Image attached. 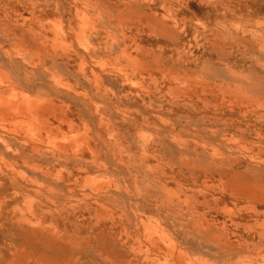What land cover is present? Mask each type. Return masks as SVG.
<instances>
[{"label": "bare ground", "instance_id": "1", "mask_svg": "<svg viewBox=\"0 0 264 264\" xmlns=\"http://www.w3.org/2000/svg\"><path fill=\"white\" fill-rule=\"evenodd\" d=\"M260 2L0 0V241L24 264H264L260 42L228 24Z\"/></svg>", "mask_w": 264, "mask_h": 264}, {"label": "rangeland", "instance_id": "2", "mask_svg": "<svg viewBox=\"0 0 264 264\" xmlns=\"http://www.w3.org/2000/svg\"><path fill=\"white\" fill-rule=\"evenodd\" d=\"M260 1V12L258 15H233L228 21V24L231 29L245 34L246 39H248L250 43V48H253L255 52H258L256 44L260 42V63L254 62L251 64L250 60H248L245 64V74L253 78H260V95L264 97V0ZM193 5L198 8L200 3L196 1L193 2ZM204 17V15H197L196 22L198 24L201 23L200 26L205 22ZM253 39H255L256 43ZM211 70L216 76L222 77L225 75L223 66L218 64V62L211 65ZM27 236V232H21L19 234V243H22L25 253L30 250L33 252H39L40 254L44 253V250L38 245V243L36 241H31ZM13 243L14 242L11 241V238L5 239L4 243L3 241H0V264H24L22 256L15 254V249L12 247ZM21 254L23 255L24 253Z\"/></svg>", "mask_w": 264, "mask_h": 264}]
</instances>
